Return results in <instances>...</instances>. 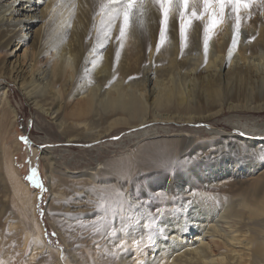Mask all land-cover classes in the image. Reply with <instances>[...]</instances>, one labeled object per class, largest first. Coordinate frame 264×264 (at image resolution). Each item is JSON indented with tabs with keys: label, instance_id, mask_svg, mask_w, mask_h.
I'll return each instance as SVG.
<instances>
[{
	"label": "bare ground",
	"instance_id": "obj_1",
	"mask_svg": "<svg viewBox=\"0 0 264 264\" xmlns=\"http://www.w3.org/2000/svg\"><path fill=\"white\" fill-rule=\"evenodd\" d=\"M103 2L104 0H79L77 20H68V18L65 20L64 29L69 32L71 38L66 39L57 47L45 43L37 52L39 57L46 56L50 61L60 60L63 72L68 73L72 81L74 80L75 88L68 94L67 106H73L71 113L80 118L73 124L82 126L85 132L95 130L94 127L89 129L88 125H92V123L87 122L84 117L97 109L98 106H103L105 110L108 109L111 112H115L117 108L125 110L128 107H134L135 111L136 107H140L136 101L138 98L135 100L132 96L134 91L131 95V91L128 89L129 83L123 80V75L118 74L119 72L124 73V71L128 73V68L124 71H120L119 67H117L119 70L112 68L111 66L114 64L107 56L112 47L118 45L116 37L120 21H116V27L110 35H107V25L102 23V18L107 20V14H104L103 17L97 15ZM176 3L177 0H173L169 6L165 22L160 5L153 3V0H146L143 17L139 19L134 17L123 42L119 44L124 45L126 41L128 45L131 44L132 48L127 50V56L135 60L133 66L129 68L134 71L143 60L152 57V52H149L148 48L161 41L162 28L164 31L163 40L165 42L169 40L170 43V49H168L173 57H169L172 66L178 65L179 61L186 62L183 57L186 53L182 52V46L186 43V34L188 35V29L192 28V24L200 27H196L195 30L199 29L200 36L202 35L207 40L210 39V45L218 43L216 50H212L215 59L209 60L210 62L207 60L206 64L197 63L191 67L185 73L184 83L181 82V84L179 81L175 83V78L171 76L166 83H161L164 86L159 84L160 82L158 83L159 86H163L159 89L156 88L158 80L154 81L156 71L147 70V77H145L147 79L143 81L145 83L142 84L143 87L137 96L145 107L149 104L159 106L173 103L186 106L197 102L199 98L197 92H200V97L210 105L213 102L210 96L212 93L217 95L221 81H226L234 75H239L243 71L248 72L254 68L262 76L264 83V53L254 55V52H246L245 49H243V53H236L233 46V48L229 46L233 52L231 48V51L225 48L224 34L232 33L235 35L236 41L239 40L237 28L233 29L232 26L237 13L232 12L230 16L224 15L222 20L218 18L217 25L212 28L208 15H205L202 20L193 19L190 24L188 23L193 3L197 4L198 14L203 12L202 0H190L189 9L183 20L180 16L182 9L177 8ZM68 4L67 0H0V44L10 52L8 66L11 79L0 77V86L3 85V88H7L10 83L17 84L13 78H18L22 65L20 50L28 41L40 42V36L36 34L35 26L40 22L46 24L52 21L53 23L57 16L66 14ZM238 14L240 17L245 15L258 19L262 25L264 22V0H256V3L247 9L241 8ZM140 19L143 20L142 25ZM76 22L79 23V28H77L78 25H74ZM182 24L184 25L183 38L181 36ZM206 25L209 26L207 33H205ZM218 34L221 35V38L216 40ZM240 40L238 41L239 46L242 43ZM101 52L104 55L107 53L104 65L96 63ZM186 66L188 65L186 64ZM89 74L93 76L91 77ZM152 75L153 77H151ZM90 77L101 78L102 84L108 83L107 86L110 88L104 90L100 83L91 86L93 83L89 81ZM210 77H212V81H210ZM148 81L153 84L151 88L147 87ZM100 87L103 90L99 93ZM213 88L215 89L213 90ZM211 89L213 92L210 94ZM4 95L6 94L4 93ZM196 95L197 99L194 102L193 99ZM240 95L234 93L228 95L224 100L214 99L218 104L208 109L207 112L191 114L193 112L191 111L186 118L183 117L184 121L199 127L198 129L192 128L185 132L180 129L172 138L165 139H156L157 130L146 129L143 131L144 136L138 138L136 142H132L131 138H128L129 142L133 143V149L123 150L120 157L101 161L97 156V166H100V169H97L98 173H94V175L91 173L93 176L89 175V177L98 181L101 202L104 204V214L102 213L101 216L104 220L103 227L109 232H117L120 236L115 238L117 240L114 242V247H111V251L115 256H120L119 261L122 264H161V262L181 264L184 261H186L185 264H264V194H259L261 189L258 188L249 194L241 182L242 185L237 189H232V184L229 186L231 194L213 192L223 184L232 183L240 175L256 180L257 178L252 176L258 170L257 165H250V168L248 164L242 165L234 160L231 162V170L227 171L228 167L227 172H213L208 176L197 173L190 181L182 177L179 172L171 174L163 172L177 168L181 165L182 157H191L190 155L196 152V148L204 149V157L211 154L223 155L222 151L229 147L227 140L231 142L234 139L239 142H237L238 145L248 144L251 148L258 145L256 150L259 152L261 147H264V127L256 128L259 125L257 119H252L254 124L250 126L248 121H252L251 119H247V122L243 123L241 118L236 115L238 119L231 122L233 130L206 122L216 119L226 108L234 112L237 110L264 111V93L247 100ZM117 121L127 124V120L123 116L114 117L107 129L97 130V133L93 131L96 134V139L92 146L103 151L104 144L98 145L97 143H101V139L109 134ZM141 122L143 125L148 124L145 116ZM152 123L153 121H151ZM64 131L65 137L67 135L68 138L81 136L79 133L74 134L73 131L66 129ZM67 142L69 143L70 140ZM48 153L50 152L45 154ZM190 163L192 167H196L200 162L195 159ZM152 174L164 175L159 179L168 181V185H163L166 190L157 191L156 184L149 180V176ZM145 181H149V183L147 182V185L143 186ZM14 182L24 190L26 197L30 196L29 191L27 192V188L20 180L17 179ZM169 185L171 186L168 187ZM33 211L32 213H34ZM32 216L36 223L35 214ZM122 227L125 229H121ZM36 241L41 251H52L53 247L47 243L41 230H39ZM97 242L98 240L94 241L89 252L94 261L100 260L99 254L103 249L102 246L97 245ZM132 254H134L133 257H131ZM171 255L174 257L172 258ZM57 261L60 264L58 258Z\"/></svg>",
	"mask_w": 264,
	"mask_h": 264
},
{
	"label": "rangeland",
	"instance_id": "obj_2",
	"mask_svg": "<svg viewBox=\"0 0 264 264\" xmlns=\"http://www.w3.org/2000/svg\"><path fill=\"white\" fill-rule=\"evenodd\" d=\"M67 1L69 4L65 15L57 16L53 23L52 21L46 24L40 22L35 26L36 34L40 36V42L28 41L20 50L22 65L18 78H13L17 84L10 83L7 88H3V85L0 86V261L3 264H59L57 258L60 260V264H122L119 261L120 256H115L111 251V247H114V242L117 240L115 238L120 236L117 232H109L103 227L104 220L101 216L104 214V204L101 202L102 197H100L98 181L90 178L94 173H98L97 169L100 167L97 166V156L101 161L120 157L126 149H133L132 142H136L138 138L144 136L143 131L146 129L157 130L156 139L172 138L180 129H183L184 132L192 128L198 129L199 127L184 121L183 117L186 118L191 111H193L191 114L207 112L208 109L218 104L217 100L214 101V99L224 100L228 95L238 93L241 94L240 97L247 100L264 93L263 78L254 68L248 72L243 71L239 75H234L226 81H221L217 95L211 94L213 92L211 89L209 91L210 99L213 102L210 105L206 104L200 97L201 93L197 92L199 98L197 99L196 95L193 99L194 102L197 99V102L186 106L173 103L159 106L149 104L145 107L137 96L143 87L142 84L145 83L143 81L147 79L145 78L147 77V70L156 71L154 81L158 80L156 83L158 89L163 87L164 84L161 83H166L171 76L175 78V83L177 81L184 83L185 73L191 67L197 63L206 64L207 60L213 61L215 59L212 50H216L218 43L214 45L211 43L212 46L210 39L207 40L209 48L205 54L203 42L205 37L201 35V40V36L198 34L199 29L198 31L195 30L196 27H200L192 24V28L188 29V35L186 34V43L182 46V52L186 53L183 56L186 62L179 61L178 65H173V67L171 59H169V57L173 58L170 55L171 51H169V40L166 42L161 40L162 42L158 41L159 43L157 42L148 48V51L152 52V57L146 58L147 61L143 60L136 67L137 70L132 71L129 67L133 66L135 59L132 60L127 56V50L132 48L131 44L128 45L126 41L121 47L119 45L121 41L116 40L118 45L112 47L111 51L105 55L107 54L109 60L114 64L111 66L112 68L119 70L117 68L119 67L120 71L128 68L129 75L125 71L124 73L118 71V74L123 75V80L129 83L128 89L131 91V95L134 91L135 95L132 96L135 100L138 98L136 101L140 107H136L135 111L134 107H128L125 110L117 108L115 112H111V110H105L103 106H98L93 112L88 113L84 119L92 123L88 127L89 129L94 127L95 133L97 130L107 129L114 117L123 116L127 120L126 125L122 122H115L109 134L101 139V143H97L98 145L104 144L102 147L104 150H97L96 146H92L96 134L93 131H83L82 126H75L73 122L75 123L80 118L71 113L73 106H67L68 94L75 88L74 80L72 81L68 73L63 72L60 60L50 61L46 56L39 57L37 55L40 47L44 46L45 43L57 47L66 39L71 38L69 32L64 29L65 20L67 18L68 20H77L80 4L79 0ZM231 13V8H226L225 15L230 16ZM259 21L245 15L241 16L239 29L236 31L237 38L241 39L240 42L242 43L239 46L238 40L233 45L232 40L235 35L232 33H229L230 35L224 34L225 48L231 51L234 47L236 53H243V49L246 52H254V55L264 53V22L261 25ZM236 23L234 20L233 29L236 28ZM74 25H78L77 28H79V23L76 22ZM128 30L129 28L126 32ZM220 38L221 35L218 34L215 39ZM158 44L159 51H157ZM229 46L233 47L230 49ZM237 46L239 47L237 48ZM105 55L101 52L96 63L104 65L107 60ZM9 58L10 52L0 44V77L7 80H11L8 66ZM125 73L127 74L124 75ZM91 77L89 79L93 83L91 86L103 83L101 78L93 79ZM211 78L210 81L213 80ZM149 82H147V87L151 88L153 84ZM158 83L163 86H159ZM107 84H102L104 90L110 88ZM103 89L100 87L98 92H102ZM145 108L147 110H144ZM168 114L170 116H167ZM141 115L145 116L147 125L142 124L143 116ZM236 115L241 118L243 123L247 122V119H257L259 125L256 128L261 126L262 129L264 127V111L237 110L234 112L226 108L216 119H210L206 122L233 130L231 122L238 119ZM139 116L141 117L139 118ZM253 120L248 121L250 126L254 124ZM151 121H153L152 124ZM64 129L73 131L74 134L79 133L81 136L68 138L66 135L65 137ZM22 137L25 139H21ZM128 138H131L132 142H129ZM68 140H70L69 143ZM227 141L230 148L227 147L223 150V155L211 154L204 157V149L196 148L197 153L193 152V156L180 158L181 165L177 168L163 172L165 174L179 172L182 177L190 181L193 175L197 173L208 176L213 172H227L231 170V162L234 160L242 165L252 166L255 164L258 170L252 177L257 178L256 180L240 175L239 179L236 178L230 184H223L220 188L214 189L213 192L231 194L228 189L229 186L232 184V189H237L243 182V186L247 188L249 194L258 188L261 189L259 194H264V147L260 146L261 150L258 152L256 150L258 145L251 148L248 144L238 145L239 142L234 141V139L231 142ZM47 152L50 153L45 154ZM193 157L200 162L196 167L190 165V162L195 160ZM51 158L52 160H50ZM160 176L164 175L152 174L149 176V180L156 184L157 191L166 190L163 187L168 185L166 179H159ZM17 179L24 184L23 186L27 188L30 196L26 197L24 190L17 186L14 182ZM147 182L149 183V181H145L143 186H146ZM32 214H35L36 223L33 221ZM125 227L121 229H125ZM39 230L42 231L47 243L53 247L52 251L43 252L39 249V244L36 241ZM190 235L193 236V234ZM104 236L105 238H103ZM95 240H98L97 245L103 248L99 254V261H94L89 254L90 246ZM133 256L134 254L131 255V257ZM164 263L161 262V264ZM183 263L185 264L186 261L181 262V264Z\"/></svg>",
	"mask_w": 264,
	"mask_h": 264
},
{
	"label": "snow or ice",
	"instance_id": "obj_3",
	"mask_svg": "<svg viewBox=\"0 0 264 264\" xmlns=\"http://www.w3.org/2000/svg\"><path fill=\"white\" fill-rule=\"evenodd\" d=\"M153 3H158L160 8L163 10L164 21H167L169 6L173 3V0H153ZM190 0H177L176 7L182 9L180 11L181 19L183 20L186 12L189 9ZM256 3V0H202L203 12L197 13V4L193 3L191 8L190 16L188 17V23L190 24L193 19L202 20L205 15L210 17V27L214 28L219 20H222L225 15L226 8H231L233 13H237L235 16L236 28L239 29V11L241 8H249L250 5ZM146 0H104L100 5V11L97 15L104 16L107 14V20L102 18V23L107 25V35H110L112 30L116 27V21L119 20V35L116 37L118 41L123 42L126 36V30L131 26L133 18L139 19L143 17L145 13ZM141 25L143 20L140 19ZM209 31V26L206 25L205 33ZM181 36H184V25H181ZM161 40L164 38L163 28L160 33ZM236 38H233V45L236 44ZM123 44L121 43V47ZM208 41L205 38L204 49L207 54ZM157 51H159V44L157 45ZM119 55V53H117ZM25 139V138H21ZM0 264H3L0 261Z\"/></svg>",
	"mask_w": 264,
	"mask_h": 264
}]
</instances>
